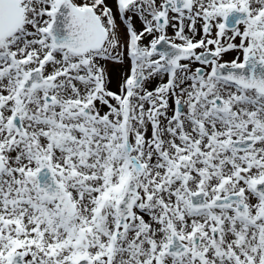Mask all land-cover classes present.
<instances>
[{
  "label": "snow or ice",
  "instance_id": "1",
  "mask_svg": "<svg viewBox=\"0 0 264 264\" xmlns=\"http://www.w3.org/2000/svg\"><path fill=\"white\" fill-rule=\"evenodd\" d=\"M0 264H264V0H0Z\"/></svg>",
  "mask_w": 264,
  "mask_h": 264
}]
</instances>
